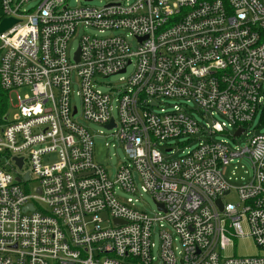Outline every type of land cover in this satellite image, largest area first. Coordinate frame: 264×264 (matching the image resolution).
Segmentation results:
<instances>
[{
  "label": "built area",
  "instance_id": "1",
  "mask_svg": "<svg viewBox=\"0 0 264 264\" xmlns=\"http://www.w3.org/2000/svg\"><path fill=\"white\" fill-rule=\"evenodd\" d=\"M4 19L15 23L0 33V264H264V131L251 129L256 116L264 126V0H0ZM129 68L119 90L98 89ZM72 86L81 118L123 147L112 178L74 119ZM242 161L234 184L224 171ZM243 238L263 254L228 255Z\"/></svg>",
  "mask_w": 264,
  "mask_h": 264
},
{
  "label": "rangeland",
  "instance_id": "2",
  "mask_svg": "<svg viewBox=\"0 0 264 264\" xmlns=\"http://www.w3.org/2000/svg\"><path fill=\"white\" fill-rule=\"evenodd\" d=\"M64 1L67 3V5L70 8H74L79 5L88 7V8H101L106 4V2L118 1V0H92L90 2H85L84 0H64ZM128 2H131V0H128ZM85 31L91 35H97V36L100 35L96 30H93V29H85ZM105 35H107V33ZM129 42L132 45L135 44L134 40H130ZM77 46H78V38L74 37L73 39L70 40L68 47H67L68 58L72 59V56L77 49ZM131 71H132V68H129L127 73L125 74L111 76L107 79L101 80L100 81L101 85L98 86V89L105 93L110 91L111 88H114V90H119L122 85L121 78L128 79ZM76 93H77V87L72 86L71 103L77 109V114L74 116V119L77 120V122L81 126L87 128L90 134L93 136L94 161L102 165L104 169L106 170L108 177L112 178L115 174V170L120 165L124 163L128 164L126 156L124 154L123 147L114 137L113 131H105L102 128L98 127L97 125L86 122L81 118L80 113H79L80 98H79V95H77ZM24 94L25 93L22 91H20L18 94L11 93L9 96H10V101L12 103V106L16 105L17 95L23 96ZM3 99H4V94L3 96L0 95V101H2ZM113 116L115 119L117 118V115L115 112H113ZM194 117L197 118L196 115ZM218 119L220 120V118ZM251 129L252 130L257 129L256 131L257 133L264 131V126H259V116H256L251 126ZM215 139L216 140H220V139L228 140L229 138L215 137ZM245 139H246L245 137H240L237 142L240 145H244ZM178 143H182V142H178ZM231 144L234 145L233 143ZM241 166L243 167L241 168ZM244 171L246 172L249 171V166L247 165L246 162L242 161L240 165L236 164V165H231L227 167L224 171V175L225 177H230L234 184H238L240 182V178L244 176ZM34 183L35 182H31L30 184L34 185ZM115 195L117 199L122 203L130 199L135 208H137L138 210L144 211L150 217H153L154 213H156V207L153 201L151 200L150 196L146 193H140L137 196H133V195L123 193L120 190H116ZM225 201L234 202L235 201L234 195L233 194L228 195L227 197H225ZM163 226L166 227L165 224ZM236 226H237V229L240 232H242L244 235L248 233L247 224L244 221L238 223ZM156 230H158L157 225H156ZM152 242L154 245L152 249V255L155 259H157L158 239H157V233L155 232L152 236ZM172 249L175 255H177V253L180 251V247H179L177 240H174L172 244ZM227 253L228 255H236V256H256V255L263 254L257 248V246L255 245L254 241L251 238L239 239L234 249H228Z\"/></svg>",
  "mask_w": 264,
  "mask_h": 264
},
{
  "label": "water",
  "instance_id": "3",
  "mask_svg": "<svg viewBox=\"0 0 264 264\" xmlns=\"http://www.w3.org/2000/svg\"><path fill=\"white\" fill-rule=\"evenodd\" d=\"M84 1H85V2H90V1H92V0H84ZM14 23H15V21L12 20V19H4V20H2L1 23H0V33L3 32V31H5V30H7V29H8L11 25H13ZM75 61H78V54H77V53L75 54ZM105 127H106V129H108V130L111 129L112 127H114V124H113L112 120H111V122H110L108 125H106ZM240 132H241V130H238V131L235 133V135H238ZM16 162H17V164H18V166H19V168H20L21 165H22V161H21V159H16ZM36 192H38V190H37ZM216 203H217V206L219 207V209H221V203H220V200H217ZM30 208H32V207L30 206ZM156 208H157L158 210H160V211H163V208H162L161 205L156 204Z\"/></svg>",
  "mask_w": 264,
  "mask_h": 264
},
{
  "label": "trees",
  "instance_id": "4",
  "mask_svg": "<svg viewBox=\"0 0 264 264\" xmlns=\"http://www.w3.org/2000/svg\"><path fill=\"white\" fill-rule=\"evenodd\" d=\"M0 95L3 96V93H2L1 91H0ZM4 101H5V97H4V99H3L2 101H0V110H1V111L4 110ZM263 124H264V122H263Z\"/></svg>",
  "mask_w": 264,
  "mask_h": 264
}]
</instances>
